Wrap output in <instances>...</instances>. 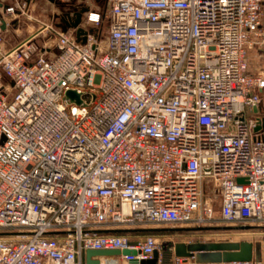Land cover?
<instances>
[{
	"label": "built area",
	"instance_id": "2783aa9c",
	"mask_svg": "<svg viewBox=\"0 0 264 264\" xmlns=\"http://www.w3.org/2000/svg\"><path fill=\"white\" fill-rule=\"evenodd\" d=\"M33 1L0 0V264H86L89 249L162 264L174 231L158 225L264 226V75L246 59L264 0H106L81 9L85 43L44 23L6 47L5 16Z\"/></svg>",
	"mask_w": 264,
	"mask_h": 264
},
{
	"label": "crops",
	"instance_id": "0c3cea01",
	"mask_svg": "<svg viewBox=\"0 0 264 264\" xmlns=\"http://www.w3.org/2000/svg\"><path fill=\"white\" fill-rule=\"evenodd\" d=\"M8 3H11L12 0H6ZM48 5L46 4L41 10L42 12L49 9L51 11V16L57 23L55 22L54 26L60 30L62 29V0H49ZM34 2V1H33ZM31 3L29 6V12L31 15V18L26 17H19L18 19H12L8 16H5V19L7 21L6 25H2V32L5 39V45L6 47H12L18 42L24 40L25 38L29 37L33 33L39 30L45 23V19L43 17L39 16V13L34 12V3ZM57 4H55V3ZM91 3L89 1L86 2L85 6L91 7ZM77 6H80L81 4H76ZM83 9V8H82ZM66 21L69 22V20L66 18ZM51 23V21H50ZM41 25V26H40ZM72 28H68L67 30H71ZM9 35L13 37H18V40L13 41L12 43L9 42L8 39H6ZM5 79V78H4ZM3 80V77H2ZM4 82V81H3ZM7 84L9 81H6ZM11 85V84H10ZM12 93V92H11ZM11 95V94H10ZM261 110H264V103L261 105ZM215 224L214 226H204L199 227L203 230H191L187 231L185 233H181L182 235H179L180 232H176L172 229H178V228H185V229H196L197 227H191V226H173V227H167L164 225H159L156 228L160 230H169L174 231V234H172V237H170L168 242L164 245V252H163V263L162 264H171L172 263V256H168L169 248L174 246L177 243H183L185 245L191 244V243H200V242H208V241H216V242H223V241H230V242H248L252 244L253 247V257L252 261L249 264H255L258 260L261 262V264H264V226L253 224V223H247L245 226L248 228L244 229H238V230H232L236 232V235L238 236L237 239L231 240V239H219V238H208V237H202L205 235L200 234L201 232H208V231H216V230H223L225 227H232L227 226L226 224ZM234 227V226H233ZM235 227H241V226H235ZM200 232V233H198ZM259 253V255H258ZM222 264H228V263H222ZM231 264V263H229ZM243 264V263H238Z\"/></svg>",
	"mask_w": 264,
	"mask_h": 264
},
{
	"label": "water",
	"instance_id": "95a60500",
	"mask_svg": "<svg viewBox=\"0 0 264 264\" xmlns=\"http://www.w3.org/2000/svg\"><path fill=\"white\" fill-rule=\"evenodd\" d=\"M75 17L70 22L66 21V19H62V29L65 31L68 28L75 29L76 37L80 39L81 34L84 32L79 27V23L81 21L82 11H75ZM68 17V14H66ZM81 43H85V38H81ZM68 98H73L79 100L78 94L73 91H68L66 93ZM259 117L264 120V110H259ZM258 129V127H256ZM239 182L242 179H238ZM264 184V182H262ZM248 228L247 226L241 227H225L223 230H238ZM157 229H141V232H153ZM176 232L185 233L191 230H203L202 228L196 229H185L178 228L172 229ZM120 254H135V251L130 250H86L85 258L86 264H98L97 260H93L92 257L98 256H118ZM259 255V253H258ZM168 256H176V257H194L193 264H222V263H248L252 261L253 257V247L251 243L248 242H230L223 241L219 243H214L211 241L208 242H200V243H191L185 245L183 243H177L173 246L172 250L169 248ZM154 260L142 261L140 264H152ZM131 264H138V261L132 260ZM172 264V263H171ZM255 264H261L258 260Z\"/></svg>",
	"mask_w": 264,
	"mask_h": 264
},
{
	"label": "rangeland",
	"instance_id": "374dc122",
	"mask_svg": "<svg viewBox=\"0 0 264 264\" xmlns=\"http://www.w3.org/2000/svg\"><path fill=\"white\" fill-rule=\"evenodd\" d=\"M87 1H89L91 3L90 4L91 8L95 9L97 7L100 10V12H104L106 0H62V19L67 18L66 14H68V15L73 14L72 12H73L74 8L77 7L76 4H81L80 7H83V6H85ZM48 2H50V1L49 0H34V2H33L35 4L34 5L35 6L34 12L39 13L40 17L46 18L45 23H50V21H51V23L54 25L55 22L57 23V21H55L53 19V17L51 16V11L49 9H47V10L42 12V10H41L46 4L48 5ZM55 4H57V3H55ZM76 11H79V9ZM106 26H107V22L104 19L103 24H102V31L103 32H105ZM53 37H54V34H50V33L47 34L46 33V36H43L41 34L35 38V42L38 46H42L44 44V42L47 41L48 39L50 41H51V39L53 40ZM6 39H8L9 42L12 43L13 41L18 40V37H13V36L9 35ZM246 59H247V63H248L249 73L254 74V75H259V74L264 75V46L254 47V48L249 49L247 51V54H246ZM2 81H4V83L7 84L6 79L3 78ZM205 196L207 199H211L213 214L216 217H218L220 205H221L219 197L215 196L213 194V190L211 187L206 188ZM218 223H221V222H218ZM204 235L205 236H202V237H208V238H214V239L215 238H219V239H221V238L227 239L228 238L231 240H235L238 238V236L236 235V232L229 231V230H217L214 233H207ZM226 241H228V240H226ZM167 242H168V240H164L163 244H166ZM211 242L215 243L216 241H211ZM216 243H219V242H216Z\"/></svg>",
	"mask_w": 264,
	"mask_h": 264
},
{
	"label": "flooded vegetation",
	"instance_id": "af4514ba",
	"mask_svg": "<svg viewBox=\"0 0 264 264\" xmlns=\"http://www.w3.org/2000/svg\"><path fill=\"white\" fill-rule=\"evenodd\" d=\"M72 7V6H71ZM74 8V7H73ZM83 7H80V6H77L76 8H74V10H78L79 9V11H81V9H82Z\"/></svg>",
	"mask_w": 264,
	"mask_h": 264
}]
</instances>
